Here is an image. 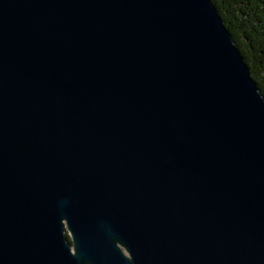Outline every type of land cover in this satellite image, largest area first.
Wrapping results in <instances>:
<instances>
[{"label": "water", "instance_id": "obj_1", "mask_svg": "<svg viewBox=\"0 0 264 264\" xmlns=\"http://www.w3.org/2000/svg\"><path fill=\"white\" fill-rule=\"evenodd\" d=\"M0 264H264V95L213 0H0Z\"/></svg>", "mask_w": 264, "mask_h": 264}, {"label": "trees", "instance_id": "obj_2", "mask_svg": "<svg viewBox=\"0 0 264 264\" xmlns=\"http://www.w3.org/2000/svg\"><path fill=\"white\" fill-rule=\"evenodd\" d=\"M264 95V0H213Z\"/></svg>", "mask_w": 264, "mask_h": 264}]
</instances>
